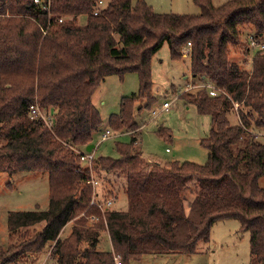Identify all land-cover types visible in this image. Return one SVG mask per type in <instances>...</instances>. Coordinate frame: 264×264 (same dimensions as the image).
<instances>
[{
    "label": "trees",
    "instance_id": "1",
    "mask_svg": "<svg viewBox=\"0 0 264 264\" xmlns=\"http://www.w3.org/2000/svg\"><path fill=\"white\" fill-rule=\"evenodd\" d=\"M193 1L196 13H160L144 0H0V172H41L48 182L45 208L8 213L9 235L43 225L15 245L0 246V264H17L51 243L58 264L190 254L225 218L249 231V264H264V49L251 53L247 39L251 32L260 40L264 32V0ZM78 15L85 20L77 22ZM164 41L173 59L187 49L191 76L200 82L180 97L210 116L200 139L207 159L163 166L141 158L134 135L116 142L118 155L96 156L94 169L124 177L127 206H111L104 222L89 204L90 173L80 159L102 123L92 93L105 76L135 71L138 90L122 96L108 125L112 131L137 127L133 106L150 94L151 56ZM235 47L242 58H231ZM34 105L49 116V126L31 117ZM187 192L194 196L188 210ZM89 214L100 219L85 227ZM103 227L111 249L96 248Z\"/></svg>",
    "mask_w": 264,
    "mask_h": 264
},
{
    "label": "rangeland",
    "instance_id": "2",
    "mask_svg": "<svg viewBox=\"0 0 264 264\" xmlns=\"http://www.w3.org/2000/svg\"><path fill=\"white\" fill-rule=\"evenodd\" d=\"M160 13H196L199 8L193 0H144ZM226 0H212L214 5H219ZM78 15L77 22L85 19ZM248 30L244 28V32ZM253 36L251 32L247 37ZM247 38V39H248ZM244 42L247 40L242 36ZM257 40V39H256ZM264 44V32L257 40ZM251 50H258L254 46ZM186 50V49H185ZM231 58L243 57L239 47L232 48ZM248 58V56H247ZM150 94L134 103V118L137 127L118 129L112 131L113 135L100 141V136L105 129H112L108 125V117L119 109L122 96L137 92L139 82L135 71H127L122 76L110 74L98 84L92 93V103L98 109L102 123L93 134L95 144L94 154L117 156L116 142L128 143L131 135L136 141L133 146L141 151V158L148 163L158 162L165 165L172 160H189L204 163L207 159V149L200 144V139L208 134L210 116L199 113L195 106L185 102L180 96L194 92L200 82L190 73L188 53L178 59L170 57L168 43L163 42L161 47L151 56ZM168 102L166 109L162 103ZM153 111L156 114H153ZM230 121L236 118L231 114ZM259 139L264 143V135ZM95 159V158H94ZM84 163V162H83ZM89 173H93L100 181L97 188L100 193L113 197V208H126V197L121 190L124 177L113 171L94 169L91 164ZM98 173V174H97ZM259 183L264 185V175L259 178ZM93 194V192H92ZM91 194V196H92ZM193 194L187 192L185 198L186 210L193 199ZM48 200L47 174L41 172H0V246L6 248L9 244H17L21 239L30 236L39 230L43 223H38L19 233L9 235L7 217L10 211L32 210L36 207L45 208ZM103 201V197L100 202ZM93 218V217H92ZM94 219V218H93ZM94 220L90 217L83 225L92 226ZM75 218L68 221L61 230V238L69 235ZM107 228L100 231L99 242L96 248L108 249L110 246ZM250 234L248 230L240 229L236 218H225L215 221L211 227L209 238L198 242L196 251L190 254H145L140 259H132L129 264H249L250 262ZM81 242V246L85 245ZM52 243L48 244L42 252L26 256L17 264H58L51 255Z\"/></svg>",
    "mask_w": 264,
    "mask_h": 264
},
{
    "label": "built area",
    "instance_id": "3",
    "mask_svg": "<svg viewBox=\"0 0 264 264\" xmlns=\"http://www.w3.org/2000/svg\"><path fill=\"white\" fill-rule=\"evenodd\" d=\"M99 3L102 4L103 2L99 1ZM96 12L97 11H95L94 13H96ZM248 42H249V46L251 48L254 46L257 49H261V50L264 49V44L257 41L253 36H249ZM187 45H190V42H188ZM186 54H187V49L186 50L184 49L183 55H186ZM206 86L209 90L210 95L216 94V89L214 88V86L212 84H206ZM167 106H168V102L164 101L162 103V108L166 109ZM30 112H31L30 113L31 117H40L46 125H48V126L50 125L51 122H50L49 116L45 115L37 105L31 106ZM153 114L155 115L156 112L153 111ZM111 135H113L112 130H110L109 128L105 129V131H103L101 133L100 141L106 140ZM94 158H95L94 149L91 151L83 150V152L80 154V159L85 163L84 166L88 167L89 170L91 169V164L93 163ZM86 182L91 185L92 192H93V194L90 198L89 204L96 206L101 211L102 218L105 222L104 213L107 209H109L113 205V203H114L113 197H115V196H108V197L104 196L103 201L100 202L102 197H100V195L98 193V189H97L100 186V181L98 180V178L93 173H90V176L86 180ZM88 217H90L92 220H94L95 223L97 221H99V219H100L99 215H97V214H89L87 216V218ZM115 264H121L119 257H115Z\"/></svg>",
    "mask_w": 264,
    "mask_h": 264
},
{
    "label": "water",
    "instance_id": "4",
    "mask_svg": "<svg viewBox=\"0 0 264 264\" xmlns=\"http://www.w3.org/2000/svg\"><path fill=\"white\" fill-rule=\"evenodd\" d=\"M95 148V144L94 143H89L85 146V150L86 151H91Z\"/></svg>",
    "mask_w": 264,
    "mask_h": 264
},
{
    "label": "crops",
    "instance_id": "5",
    "mask_svg": "<svg viewBox=\"0 0 264 264\" xmlns=\"http://www.w3.org/2000/svg\"><path fill=\"white\" fill-rule=\"evenodd\" d=\"M60 235H61V232H60ZM107 235H108V233H107ZM108 238H109V235H108ZM109 242H110V239H109ZM111 248H112V245H111V242H110V246H109L108 249H111Z\"/></svg>",
    "mask_w": 264,
    "mask_h": 264
}]
</instances>
